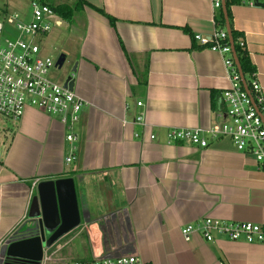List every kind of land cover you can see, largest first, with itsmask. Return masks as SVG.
I'll return each mask as SVG.
<instances>
[{"label":"crops","instance_id":"crops-1","mask_svg":"<svg viewBox=\"0 0 264 264\" xmlns=\"http://www.w3.org/2000/svg\"><path fill=\"white\" fill-rule=\"evenodd\" d=\"M59 1L55 5L75 2ZM83 1L115 25L86 6L71 22L57 17L52 25L66 32L73 92L88 104L74 127L75 159L65 161L70 145L57 118L26 108L19 121L0 123V250L29 226L39 183L72 179L80 225L58 244L80 238L90 259L264 264V245L208 243L197 235L185 242L180 235L183 226L204 218L264 228V173L250 156L227 139L204 149L167 143L173 128L221 122L217 112L229 79L222 58L193 36L212 35L222 10L212 12L210 0ZM225 6L264 97V0L232 6L225 0ZM6 13L4 6L0 17Z\"/></svg>","mask_w":264,"mask_h":264},{"label":"built area","instance_id":"built-area-1","mask_svg":"<svg viewBox=\"0 0 264 264\" xmlns=\"http://www.w3.org/2000/svg\"><path fill=\"white\" fill-rule=\"evenodd\" d=\"M31 16L23 22L21 16L4 14L0 20V116L7 121H19L26 108H33L57 118L65 128V140L70 145L67 163L73 161L77 136L74 127L79 122L81 110L88 104L74 92L59 85L48 77L51 69H57L48 58L39 57L40 49L36 39L49 33L57 16L47 5L32 0ZM223 0H210L212 12L221 10ZM253 6V3H250ZM195 43L222 58L223 67L229 79V88L222 93L223 109L217 112L221 122L207 129L173 128L167 134L168 144H189L207 148L210 142L227 139L234 149L250 156L257 168L264 173V97L255 73L244 81L232 58V50L225 30L216 29L209 37L193 36ZM239 46L245 42L239 40ZM138 107L142 106L137 102ZM135 123L143 125L142 116ZM137 137V135H135ZM153 140L154 136H150ZM185 242L195 235L206 242L224 238L232 242L264 245V228L252 223L225 222L204 218L187 224L180 230ZM15 236V235H14ZM13 235L9 238H13ZM8 239V240H9ZM7 240V241H8ZM4 241H0V246ZM61 249V247H59ZM50 249L43 252L40 264H45L53 254ZM68 264H143L135 255L96 256Z\"/></svg>","mask_w":264,"mask_h":264},{"label":"water","instance_id":"water-1","mask_svg":"<svg viewBox=\"0 0 264 264\" xmlns=\"http://www.w3.org/2000/svg\"><path fill=\"white\" fill-rule=\"evenodd\" d=\"M226 33L232 50V58L247 90L240 64L233 49L231 29L229 26L225 0L221 7ZM65 56H60L55 63L60 70ZM75 67L62 83L64 88L73 92ZM27 224L18 235L6 241L0 250V264H40L45 249H50L64 236L80 225L72 179H61L41 182L37 185V195L32 198Z\"/></svg>","mask_w":264,"mask_h":264},{"label":"rangeland","instance_id":"rangeland-1","mask_svg":"<svg viewBox=\"0 0 264 264\" xmlns=\"http://www.w3.org/2000/svg\"><path fill=\"white\" fill-rule=\"evenodd\" d=\"M40 2V0H35ZM64 1V0H63ZM31 0H0V9L4 10V6L7 8V14H19L23 22H28L31 16ZM44 3L55 5L61 3L59 0H42ZM2 17H0V20ZM36 43L40 49L39 57L48 58L54 64L60 56L67 54L68 50V38L66 32L63 29L58 30L51 26L50 31L47 35L36 39ZM68 55V54H67ZM73 66L70 63V59L66 58L65 62L60 70L51 69L48 77L53 82L61 85L66 76H68ZM7 122L2 116H0V123ZM7 127V126H6ZM67 241V240H65ZM65 241L58 244L55 243L50 247V254H53L45 264H68L74 261H80L81 259H90L88 254L87 246L82 245V240L76 238L69 243ZM59 249V246H61Z\"/></svg>","mask_w":264,"mask_h":264},{"label":"trees","instance_id":"trees-1","mask_svg":"<svg viewBox=\"0 0 264 264\" xmlns=\"http://www.w3.org/2000/svg\"><path fill=\"white\" fill-rule=\"evenodd\" d=\"M227 1L228 6L239 5L241 3V0ZM40 3L47 5L50 9H52V11L58 18L66 22H71L74 18V15L78 13L84 6H86L105 17L109 21L110 26L113 27L115 25V20L112 17L106 15L102 10L94 8L83 0H75L73 5H51L49 3L42 2V0H40ZM215 24L218 30H225V22L223 15L220 14L218 17L215 18ZM183 31L187 32L186 30ZM231 37L233 42V49L240 64L242 74L245 77L246 81H248L251 74L255 73V70L246 50L239 46V40L242 38V35L231 28Z\"/></svg>","mask_w":264,"mask_h":264}]
</instances>
